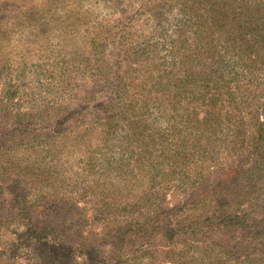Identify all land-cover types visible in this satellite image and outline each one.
I'll use <instances>...</instances> for the list:
<instances>
[{
  "label": "trees",
  "instance_id": "obj_1",
  "mask_svg": "<svg viewBox=\"0 0 264 264\" xmlns=\"http://www.w3.org/2000/svg\"><path fill=\"white\" fill-rule=\"evenodd\" d=\"M144 5L161 51L103 21L87 53L60 27L38 107L3 86L0 229L39 264H264V0Z\"/></svg>",
  "mask_w": 264,
  "mask_h": 264
},
{
  "label": "rangeland",
  "instance_id": "obj_2",
  "mask_svg": "<svg viewBox=\"0 0 264 264\" xmlns=\"http://www.w3.org/2000/svg\"><path fill=\"white\" fill-rule=\"evenodd\" d=\"M146 1L117 0L118 5L114 7L111 0H82L68 4L66 10V0H0V67L2 68L0 92L5 84L16 83L18 92L11 101L13 108L25 111L38 107L42 98L39 94L44 90L39 88L36 70L46 69L51 63H62L63 59L61 60L59 56L63 52L64 43L63 35L59 34L60 27L72 35V46H77L87 53L89 47L83 44L82 37L91 35L92 29L103 21H109L108 23L114 26L113 34L116 36L120 30H130L133 39L140 46L157 45L158 49L163 48L158 32L152 34L153 19L149 16V8L144 5ZM84 12L85 22L79 24L81 30L75 33L70 26V17ZM114 48L115 45L112 43L101 47L104 49L103 58L108 61V65H111L113 57H116L117 52L113 51ZM61 66L66 68L65 64ZM128 73L129 77L133 78L132 69H129ZM64 94L67 97L69 95ZM160 122L157 126H161ZM114 144L118 145L116 142ZM112 148L117 150L115 147ZM75 168L73 171L78 170L80 166ZM63 175L67 178L70 176L69 173ZM111 180L117 189H121L113 175ZM170 189L166 199L171 198ZM21 230L14 225L0 229V264L40 263L38 260L40 254L35 248L29 251L20 244L23 240ZM225 264L230 263L225 262Z\"/></svg>",
  "mask_w": 264,
  "mask_h": 264
}]
</instances>
